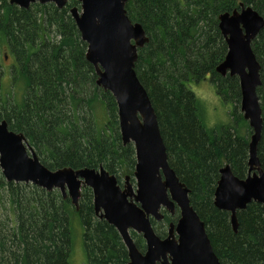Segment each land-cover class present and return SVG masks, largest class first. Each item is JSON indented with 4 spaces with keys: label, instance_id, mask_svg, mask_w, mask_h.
I'll return each instance as SVG.
<instances>
[{
    "label": "trees",
    "instance_id": "1",
    "mask_svg": "<svg viewBox=\"0 0 264 264\" xmlns=\"http://www.w3.org/2000/svg\"><path fill=\"white\" fill-rule=\"evenodd\" d=\"M241 5L264 17V0H129L126 9L150 39L138 49L135 71L157 113L168 162L189 188L191 206L206 224L218 259L264 264V206L253 202L238 212L235 232L231 213L214 204L222 168L230 165L238 179L249 175L252 130L239 111L241 85L238 77L216 71L229 50L219 17L241 11ZM74 7L81 9L78 0L63 9L52 3L21 9L0 0V120L22 133L53 172L104 167L122 181L135 171L136 151L121 139L114 96L97 85L88 45L70 13ZM252 47L261 63L258 96L264 121V30ZM7 58L14 61L9 66ZM207 78L223 101L233 102L234 123L208 129L201 101L189 86ZM262 133L258 158L264 171V124ZM5 191L0 264H71L77 221L84 228L88 264H129L117 230L94 215L88 188H82L77 210L61 191L9 182L0 168V193ZM6 202L10 207L3 214ZM176 221L169 216L165 224ZM157 234L164 238L166 232Z\"/></svg>",
    "mask_w": 264,
    "mask_h": 264
},
{
    "label": "water",
    "instance_id": "2",
    "mask_svg": "<svg viewBox=\"0 0 264 264\" xmlns=\"http://www.w3.org/2000/svg\"><path fill=\"white\" fill-rule=\"evenodd\" d=\"M19 8L29 9L34 3H52L60 9L69 0H6ZM74 18L81 39L87 43L86 57L95 67L97 85L110 92L117 102L119 127L124 146L134 144L137 155L135 176L138 191L134 193L130 178L124 189L117 177L104 167L74 170L70 167L51 171L40 162L22 133L9 129L0 120V168L9 182L34 184L48 192L55 189L69 197L76 209L82 187L93 190L94 209L101 220L107 221L120 233L129 251L130 264H222L212 247L206 224L191 206L190 190L182 183L168 162V150L161 135L158 116L147 90L136 75L138 49L150 41L144 28L127 15L129 0H78ZM219 28L228 54L217 68L222 77H238L241 85L240 110L249 123L252 136L249 143V175L238 179L230 165L220 170L215 192V207L231 213L237 232V214L257 202L264 206V171L258 158L263 138V109L258 96L262 86L261 63L252 43L264 30V17L252 7L222 14ZM134 198V199H133ZM180 211L177 223H171L165 239L159 237L151 220L160 221L165 208ZM146 241L143 254L136 247L130 231Z\"/></svg>",
    "mask_w": 264,
    "mask_h": 264
},
{
    "label": "rangeland",
    "instance_id": "3",
    "mask_svg": "<svg viewBox=\"0 0 264 264\" xmlns=\"http://www.w3.org/2000/svg\"><path fill=\"white\" fill-rule=\"evenodd\" d=\"M241 6H244V5H241ZM258 38L255 41H257ZM255 41H253V43ZM12 62H14V61L11 58H7L6 65L9 66L12 64ZM189 86L194 91L197 98L201 101L202 111L204 112V122L206 123L209 130H213V129H216V128L221 127V126H225L227 124L234 123L232 120V115L235 113V110H234L235 106H234L233 102L225 101V100L223 101L217 95V91H216L215 87L210 83V78H207L206 80L199 82V84L191 83V84H189ZM239 111L242 114V112L240 110V105H239ZM246 123L249 126V123L248 122H246ZM250 140H251V137H250ZM112 176H114V175H112ZM114 177H116V176H114ZM129 177H131V176H129ZM125 178L126 177H124V179H122V181H121V183L123 185L125 184ZM129 182H130V184L132 183L133 187H134V185L136 186L134 179H131V181H129ZM0 194H1L0 198L2 197V195H5V201H7L6 191L1 192ZM7 202L3 204V206L5 207L2 210L3 214H5L6 210L9 209V207H10ZM155 225H156L155 229H157L156 230L157 232H163V231H165L166 233L168 232L169 226H168V224H165V221L164 222H156ZM83 234H84V228H83L82 224L79 221L74 222V239H73V241H74L75 247H74L73 255L71 258V264H87L88 263L87 252L85 251L86 246H85V242L83 240ZM131 238L136 240V242L139 241V239L136 238V234H134V235L131 234ZM142 239H143L144 245L140 244L139 248L144 247L146 244L145 239L143 237H142ZM141 253H143V252H141Z\"/></svg>",
    "mask_w": 264,
    "mask_h": 264
},
{
    "label": "flooded vegetation",
    "instance_id": "4",
    "mask_svg": "<svg viewBox=\"0 0 264 264\" xmlns=\"http://www.w3.org/2000/svg\"><path fill=\"white\" fill-rule=\"evenodd\" d=\"M163 138V137H162ZM164 139V138H163ZM165 142V141H164ZM133 144V143H132ZM133 146H134V144H133ZM134 150H135V147H134ZM136 164H138L137 163V155H136ZM136 167H137V165H136ZM135 170H136V168H135ZM135 172L136 171H134V173H133V175L131 176V177H129V176H127L126 178H125V184L123 185L122 183H121V180H119V178L117 177V180H118V185L120 186V188L121 189H124L125 188V185H126V181H127V178L129 177L130 178V181H131V179H134V182L136 183V186L134 185V187H133V185H132V183H131V188H133V191H134V193L135 194H137V191H138V179H137V176H135ZM83 188V187H82ZM86 188H88V187H86ZM89 189V188H88ZM89 190H91V189H89ZM81 191H82V189H81ZM92 192H93V190H91ZM134 199V198H133ZM80 201V200H79ZM93 201H94V198H93ZM92 201V203L94 204V202ZM79 208H80V204H79ZM79 210V209H78ZM175 213H171V212H169L168 210H166L165 208H162L161 210H160V212L162 213V215H163V219L162 220H160V221H157V220H154V219H152L151 220V223H152V225H153V223H155V222H164V221H166V219H167V217H175V218H177V221H178V219L180 218V211H179V209L176 207L175 208ZM94 215H96V213H95V209H94ZM99 219H100V216L99 215H96ZM101 220V219H100ZM105 221V220H104ZM177 221L175 222V223H177ZM106 222V221H105ZM108 223V222H107ZM171 223H174V222H169V224H168V232H169V229H170V226H171ZM109 224V223H108ZM110 225V224H109ZM114 227V226H113ZM153 227H154V229H155V226L153 225ZM115 228V227H114ZM118 232V231H117ZM155 232L157 233V231H156V229H155ZM164 232V231H163ZM168 232L166 233V235L164 236V238L163 239H165L166 237H167V235H168ZM119 233V232H118ZM136 234V236H140L139 234H137L134 230H132L131 229V231H130V235L131 234ZM119 235H120V233H119ZM158 235V234H157ZM159 236V235H158ZM142 237V236H141ZM160 237V236H159ZM120 238L123 240L122 241V243H123V245H124V248H125V251H127V247H126V245H125V243H124V239L121 237V235H120ZM137 238V237H136ZM162 238V237H161ZM138 239V238H137ZM134 243H135V245H136V247L138 248V250L140 249L139 248V244H138V241L136 242V240H134ZM146 243V242H145ZM145 250H146V244H145ZM141 252H143V253H145L146 251H142L141 250ZM127 254H128V263L130 264V259H129V251H127ZM88 261V260H87ZM88 264V263H87Z\"/></svg>",
    "mask_w": 264,
    "mask_h": 264
},
{
    "label": "bare ground",
    "instance_id": "5",
    "mask_svg": "<svg viewBox=\"0 0 264 264\" xmlns=\"http://www.w3.org/2000/svg\"><path fill=\"white\" fill-rule=\"evenodd\" d=\"M260 14V13H259ZM261 15V14H260ZM262 16V15H261ZM263 17V16H262ZM261 81H262V79H261ZM263 85V84H262Z\"/></svg>",
    "mask_w": 264,
    "mask_h": 264
}]
</instances>
